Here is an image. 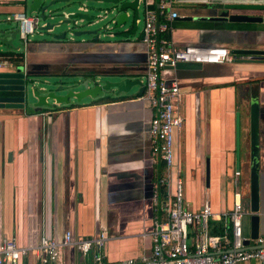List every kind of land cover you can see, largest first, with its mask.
I'll return each mask as SVG.
<instances>
[{
    "label": "crops",
    "instance_id": "1",
    "mask_svg": "<svg viewBox=\"0 0 264 264\" xmlns=\"http://www.w3.org/2000/svg\"><path fill=\"white\" fill-rule=\"evenodd\" d=\"M31 1L0 0V23L17 26L13 15L29 13ZM167 1L171 7L161 22L170 28L162 35L177 45L264 51V22L201 19L216 15L218 5L211 0H140L138 31L130 38L53 40L37 33V39L35 35L26 46L22 43L24 51L20 46L11 51L22 55L21 62L11 59V66L0 68V73H15L21 67L25 75L46 78L117 74L145 87L143 91L132 87L128 94L119 95L121 100L112 93L109 102L72 100L69 106L57 105L42 113L0 110V242L15 238L27 249L20 264H39L44 234L62 242L67 232L75 239L105 233L108 239L101 253L106 264L151 255L152 234L168 218L167 204L175 197L178 180L185 208L199 212L211 207L215 235L229 234L238 171L246 211L243 234L251 239L253 95L261 105L257 215L259 237H264V56L234 57L224 64L180 63L165 69L164 80L180 88L184 124L175 132L173 165L168 168L154 155L150 128L158 108L146 97L148 60L142 36L147 12L158 13L159 4ZM82 7L93 6L82 1L77 9ZM170 11H176L178 19L170 21ZM247 13L264 16L260 10ZM57 264H93V253L84 255L75 247H65Z\"/></svg>",
    "mask_w": 264,
    "mask_h": 264
},
{
    "label": "built area",
    "instance_id": "2",
    "mask_svg": "<svg viewBox=\"0 0 264 264\" xmlns=\"http://www.w3.org/2000/svg\"><path fill=\"white\" fill-rule=\"evenodd\" d=\"M171 1L162 2L159 13L148 11L143 29L142 41L147 46V98L158 108V115L152 120L150 132L154 139V155L161 153L162 161L170 168L174 163V136L184 124L179 111L180 88L177 83H168L162 77L167 68H176L180 63L224 64L232 62L230 50L223 47H204L195 45H177L164 38L162 34L169 30L167 23L161 22L165 11L171 7ZM86 12L87 8L82 7ZM103 14L99 18H103ZM176 11H170V21L178 19ZM19 37L26 46L38 31V17L27 11H18L13 15ZM113 34H110L112 37ZM10 58L0 57V68L11 66ZM241 172L236 173L234 209L230 214L232 230L229 234L212 235L210 221L214 217L211 207L206 206L199 212L185 208L184 191L180 180L176 183V194L168 203V218L152 234L153 248L149 256L141 259H128L122 264H244L257 261L264 264V237L246 244L251 240L243 234V218L246 214L242 183L238 180ZM105 233L91 239H75L71 232L64 235L62 242L44 234L40 241L41 256L39 264H57L61 250L75 247L80 253H93V264H106L101 253L107 241ZM27 249L22 248L15 238H5L0 242V264H20Z\"/></svg>",
    "mask_w": 264,
    "mask_h": 264
},
{
    "label": "water",
    "instance_id": "3",
    "mask_svg": "<svg viewBox=\"0 0 264 264\" xmlns=\"http://www.w3.org/2000/svg\"><path fill=\"white\" fill-rule=\"evenodd\" d=\"M93 2V6L86 12L74 10L79 2ZM184 1V0H181ZM191 3L207 2L206 0H187ZM210 3L218 5L216 15L201 18L218 22H264V16H254L247 12L264 11V0H211ZM100 5V6H99ZM160 6V4H159ZM30 14L38 17V33L46 39L82 40L83 37L130 38L138 31L140 22V0H32L28 5ZM90 11L97 15H87ZM160 11V9H159ZM158 11V13H159ZM103 14L100 19L99 15ZM191 20L190 18H187ZM184 20H186L184 18ZM105 23L101 29L88 28ZM133 28L131 30L130 28ZM128 28V29H127ZM19 37L17 26L13 22L0 23V52L18 51L19 46L15 41ZM82 38V39H81ZM143 38V37H142ZM233 57L253 58L264 56V51L253 49L230 50ZM145 87L140 81H132L122 75H93L90 78L70 76L64 78H46L25 75L23 68L19 67L15 73H0V110H22L24 112L42 113L53 110L56 106H69L72 100L82 103L86 100L97 101L102 98H118L121 94H128L132 87ZM140 91V94H141ZM120 97V96H119ZM260 122L261 105L259 97L252 96L250 103V199L252 206V231L251 239L259 238V191H260ZM240 116L237 118V152L240 155ZM159 160L161 153L158 154ZM240 167V159L237 163ZM247 245L250 241L246 242Z\"/></svg>",
    "mask_w": 264,
    "mask_h": 264
},
{
    "label": "trees",
    "instance_id": "4",
    "mask_svg": "<svg viewBox=\"0 0 264 264\" xmlns=\"http://www.w3.org/2000/svg\"><path fill=\"white\" fill-rule=\"evenodd\" d=\"M23 11H26V10H23ZM0 57H3V58H10V59H13V60H17V62H21L23 60L22 58V55H19L17 53H13V52H0ZM120 97H118L119 99ZM110 100H113V99H99L97 100L96 102H101V103H104V102H109ZM121 100V99H119ZM51 111V110H50ZM165 190V188H163ZM163 190V191H164ZM166 193V191H164V194ZM210 233L212 235H215L217 233V227H216V223H214L213 221H210Z\"/></svg>",
    "mask_w": 264,
    "mask_h": 264
},
{
    "label": "rangeland",
    "instance_id": "5",
    "mask_svg": "<svg viewBox=\"0 0 264 264\" xmlns=\"http://www.w3.org/2000/svg\"><path fill=\"white\" fill-rule=\"evenodd\" d=\"M92 6H97L95 3H93V2H89ZM74 10H77V7H74L73 8ZM92 15H97V12L96 11H93L92 13H91ZM104 24L105 23H100L99 25H96V26H94V27H91V28H88V29H90V30H98V29H101V27H103L104 26ZM38 38V36L36 35L35 36V39H37ZM84 39H89V40H92V39H94V37L93 36H90V37H83ZM108 37H102V40H108L107 39ZM31 39H34V36L33 37H31ZM82 39V38H81ZM15 45H17V46H20L21 48H22V51H24L23 49H24V47H22L23 45H22V42H21V40L18 38L16 41H15Z\"/></svg>",
    "mask_w": 264,
    "mask_h": 264
}]
</instances>
